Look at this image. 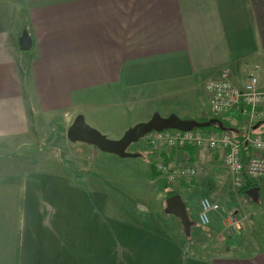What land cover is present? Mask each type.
I'll list each match as a JSON object with an SVG mask.
<instances>
[{
	"label": "crops",
	"instance_id": "0c3cea01",
	"mask_svg": "<svg viewBox=\"0 0 264 264\" xmlns=\"http://www.w3.org/2000/svg\"><path fill=\"white\" fill-rule=\"evenodd\" d=\"M256 66L264 91V0H0V148L17 153L35 145L31 114L78 106L88 117L83 109L122 108L139 96L197 103L193 96L202 91L204 106L192 120L207 122L205 85L228 68L243 89ZM237 114L224 119L243 138L246 120L239 124ZM221 156L189 148L171 157L208 167L220 180ZM94 185L62 162L30 171L0 167V264H264L260 249L196 257L109 213L110 194Z\"/></svg>",
	"mask_w": 264,
	"mask_h": 264
},
{
	"label": "rangeland",
	"instance_id": "374dc122",
	"mask_svg": "<svg viewBox=\"0 0 264 264\" xmlns=\"http://www.w3.org/2000/svg\"><path fill=\"white\" fill-rule=\"evenodd\" d=\"M147 97L139 96L134 105H121L122 108L112 106L102 111L83 109L82 113L90 111L88 117L81 114L78 106H69L66 111L49 117L31 114L35 145L20 152L17 150V153L12 149L0 148V167L30 171L38 166L54 169L60 162L72 166L79 177L87 178L89 183H95L94 187L110 194L109 213L113 211L114 214H111L118 218L185 245L189 253L196 257L207 260L224 256H248L258 249L264 251V179L255 183L259 186L261 200L253 202L248 196H240V190L233 186L228 171L221 164L223 156L218 165L220 180L215 179L210 168L197 167L199 174L194 180L172 183L167 176L153 177L149 163L159 160L163 153L158 149H150L146 138L129 149L130 154L141 157L130 159H121L102 153L95 147L68 141V130L73 123L69 117L73 118V113L76 117L84 116L86 123L106 139L120 141L129 130L150 122L157 115L162 118L176 116L184 123L193 121L206 100L202 91L193 96L197 103L190 101V97L186 98L189 101L181 98L158 101ZM202 118L207 119V116ZM263 132L264 125L257 130V133ZM13 158H18L17 164L12 161ZM27 158L32 161H27ZM76 158L79 160L76 161ZM185 161L191 165L190 161ZM182 183L187 186L182 188ZM167 189L182 196L190 219L195 223L189 237L179 218L165 211ZM205 198L220 208L219 212L211 215V223L206 228L199 221L201 201ZM118 212L119 216L116 215ZM215 217L217 221L212 224ZM230 217L244 222L240 224L241 229L236 225L234 232L227 231Z\"/></svg>",
	"mask_w": 264,
	"mask_h": 264
},
{
	"label": "built area",
	"instance_id": "2783aa9c",
	"mask_svg": "<svg viewBox=\"0 0 264 264\" xmlns=\"http://www.w3.org/2000/svg\"><path fill=\"white\" fill-rule=\"evenodd\" d=\"M254 67L247 77L243 89L236 86L230 69L221 70L218 79L205 85L209 107L215 119L223 118L235 111L245 118L247 132L241 141L228 131H208L195 129L193 131L165 130L152 132L146 137L147 145L152 150L163 153L155 162V170L162 176H167L172 183L194 180L198 176L197 167L186 161L173 162L175 151L195 148L218 152L223 156V164L228 171L233 186L240 190L259 179H264V132L254 130L258 123H264V91L259 88L257 72ZM220 211L219 205L205 198L201 201L199 214L200 225L204 228L211 223V215ZM227 231H235L234 226L241 225L234 217L228 220Z\"/></svg>",
	"mask_w": 264,
	"mask_h": 264
},
{
	"label": "water",
	"instance_id": "95a60500",
	"mask_svg": "<svg viewBox=\"0 0 264 264\" xmlns=\"http://www.w3.org/2000/svg\"><path fill=\"white\" fill-rule=\"evenodd\" d=\"M22 50L25 52L30 51L31 45L29 39H24ZM214 122L199 123L196 121L182 122L178 117L172 116L169 118H162L155 116L150 122L140 124L129 130L120 141H110L106 139L97 130L91 128L81 115L78 116L73 125L68 130V140L72 144H86L95 147L102 153L119 157L121 159L137 158L139 155H132L129 149L132 145L139 143L142 139L146 138L152 132H163L165 130H178V131H193L195 129H207ZM221 128L222 124L217 123ZM264 123H258L254 130H258ZM246 195L253 199V202L260 201L259 188H252L246 192ZM166 213L174 215L181 221L186 235L189 237L191 230L195 223L190 219L187 206L180 194L174 195L166 201Z\"/></svg>",
	"mask_w": 264,
	"mask_h": 264
},
{
	"label": "trees",
	"instance_id": "16d2710c",
	"mask_svg": "<svg viewBox=\"0 0 264 264\" xmlns=\"http://www.w3.org/2000/svg\"><path fill=\"white\" fill-rule=\"evenodd\" d=\"M237 115H239V116L237 117V119H239V121L241 120V121L239 122V124H243V120H244V118H242V116H241L240 114H237ZM211 121H213L214 123H213L208 129H203V130H210V129H213V130H215V131H228V132H231V133L233 134V132L231 131V129L227 126L228 124L226 123L224 117H223V118H220V119H215V118L213 117V118L207 120V122H205V123H209V122H211ZM219 122L222 124V128L217 124V123H219ZM199 123H201V122H199ZM245 134H246V133H244L243 136H244ZM233 135H234V138H235L237 141H241V140H242V138H241L240 136H237V135H235V134H233ZM243 136H242V137H243ZM190 148H191V147H190ZM187 149H189V148H187ZM192 149H194V148H192ZM151 154H152V153H151ZM152 155H153V154H152ZM139 157H141V156L139 155ZM149 165H150L151 170H152V172H153V177H154V178H159V177L162 176L161 174H159L158 172H156V170H155V162L150 161ZM184 185H186V184H184ZM181 186H183V183H182ZM254 187H257V184L249 182V183L246 185V187H244L243 189H240L239 194H240V195H246V192H247L249 189L254 188ZM177 194H179V193L174 192V191H169L168 194H167L166 201H167L169 198H171V197H173L174 195H177ZM165 203H166V202H165Z\"/></svg>",
	"mask_w": 264,
	"mask_h": 264
},
{
	"label": "bare ground",
	"instance_id": "6f19581e",
	"mask_svg": "<svg viewBox=\"0 0 264 264\" xmlns=\"http://www.w3.org/2000/svg\"><path fill=\"white\" fill-rule=\"evenodd\" d=\"M84 117V116H83ZM208 129V128H207Z\"/></svg>",
	"mask_w": 264,
	"mask_h": 264
},
{
	"label": "flooded vegetation",
	"instance_id": "af4514ba",
	"mask_svg": "<svg viewBox=\"0 0 264 264\" xmlns=\"http://www.w3.org/2000/svg\"><path fill=\"white\" fill-rule=\"evenodd\" d=\"M252 189V188H251ZM250 190V189H249Z\"/></svg>",
	"mask_w": 264,
	"mask_h": 264
}]
</instances>
